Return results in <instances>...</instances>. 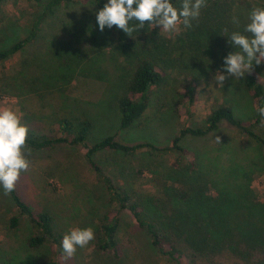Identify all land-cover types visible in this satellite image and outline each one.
Here are the masks:
<instances>
[{
	"label": "rangeland",
	"instance_id": "374dc122",
	"mask_svg": "<svg viewBox=\"0 0 264 264\" xmlns=\"http://www.w3.org/2000/svg\"><path fill=\"white\" fill-rule=\"evenodd\" d=\"M98 11L92 4H71L55 10L32 43L1 62L0 109L11 108L28 129L51 135L58 113L87 117L92 126L86 140L88 146L113 136L124 144L147 142L159 148L169 146L180 127H202L206 115L220 105L231 108L238 119L253 116L255 106L239 79L228 76L224 86L217 87L214 77L218 70L200 69L187 61L186 67L166 69L164 81L152 90L148 109L139 122L120 130L115 99L123 92L129 70L118 48L109 42L106 29L99 30ZM38 13L31 0H6L0 7V49L24 38ZM152 29L158 30L165 41H174L181 34L180 27L175 33H165L158 26ZM65 49L71 53L79 49L84 58L82 65H73L72 71L65 68L64 62L70 60ZM253 67L264 75V69ZM189 77L196 78L197 83L193 85ZM38 79L46 82L33 86L32 82ZM188 85L194 86L190 106L186 96ZM255 130L264 138V126ZM217 136L220 143L215 140ZM180 144L192 158L195 156L196 172L183 170L171 153L153 158L145 151L128 156L102 152L95 156V161L115 176L119 186L143 197L163 198L160 182H165L167 191L186 186L191 197L197 189L204 191L210 201L218 197L219 191L228 189L242 194L249 202L248 208L264 218V152L225 122L204 137L189 136ZM84 152L77 146L30 151V167L21 172L15 186L18 196L34 210L50 212L64 235L74 228L94 230L101 216L114 210L102 183L87 168ZM12 216L19 218L15 228L10 227ZM31 235L27 219L16 212L0 189V264H35L37 258L45 256L46 250L27 247ZM117 238L123 250L122 260L93 252L89 243L77 248L71 264H171L157 254L125 212L120 214Z\"/></svg>",
	"mask_w": 264,
	"mask_h": 264
},
{
	"label": "trees",
	"instance_id": "16d2710c",
	"mask_svg": "<svg viewBox=\"0 0 264 264\" xmlns=\"http://www.w3.org/2000/svg\"><path fill=\"white\" fill-rule=\"evenodd\" d=\"M5 1L0 0V7ZM31 1L36 4L39 13L31 22L24 38L0 49V63L32 43L38 37L42 24L55 14V10L68 8L71 4H92L100 10L107 3V0ZM172 3L179 8L181 0H172ZM206 5L201 9L198 19L192 21L190 29L180 25L181 34L174 41H165L158 30H153L147 23L143 28L132 32L131 36L115 25L112 28L105 27L109 42L118 48V53L122 55V61L126 64L127 71L129 70L123 81V92L115 99L120 130L130 129L139 122L148 109L152 90L164 81L167 68L176 65L186 67L188 61L200 69L224 72L223 58L237 50L229 42V35L234 31L243 33L249 22V13L253 8H264V0H206ZM233 17L238 23H233ZM70 45H73L72 41ZM64 52L70 58L64 62L69 71H72L73 65L75 68L82 65L84 58L79 49H75L73 53L67 49ZM256 66L264 69V64ZM189 79L193 85L197 83L196 78ZM41 82L45 83L46 79ZM41 82L38 79L32 85L39 87L42 86ZM239 84L255 106L251 118L238 119L231 108L220 105L206 115L202 127H180L178 136L163 148L147 142L128 145L113 136L88 146L86 140L91 132V121L87 117H72L65 112L58 113L54 118L52 135L29 129L27 148L30 151L52 150L61 146L81 147L85 151L84 162L87 168L102 183L108 203L114 210L105 212L99 219L94 229L95 239L90 242L93 252L109 255L115 261L122 260L123 250L117 232L120 214L125 212L150 240L157 254L171 264H264V218L261 214L255 215L248 208L249 202L242 194L222 190L215 200L210 201L204 191L197 189L191 197L186 186L178 185L167 191L165 182H160L163 198L143 197L119 186L115 182V176L95 161V156L102 152L128 156L145 151L153 158L171 153L176 156V161L183 170L194 173L197 170L195 156L192 158L180 144L182 139L189 136L204 137L216 131L222 122L264 152V138L255 130L262 126L257 108L264 106V75L253 67L250 74L246 73L239 78ZM186 89L190 106L193 103L194 86L188 85ZM202 185H205L204 181ZM7 197L16 212L30 224L32 235L27 240V247L33 251L46 250L45 256L37 258L35 264H71V257L63 254L64 234L56 225V218L48 211L34 210L18 196L16 188ZM181 202L187 203L181 205ZM249 221L252 223L249 224ZM18 222L17 216L9 219L11 228L17 227Z\"/></svg>",
	"mask_w": 264,
	"mask_h": 264
},
{
	"label": "clouds",
	"instance_id": "9594fccd",
	"mask_svg": "<svg viewBox=\"0 0 264 264\" xmlns=\"http://www.w3.org/2000/svg\"><path fill=\"white\" fill-rule=\"evenodd\" d=\"M206 6V0H181L179 8L173 5L172 0H107L97 12L96 21L100 31L115 25L129 36L143 28L145 23L152 28L158 26L165 33H175L180 25L190 29L192 21L198 19L201 9ZM248 20L243 33L234 31L228 37L237 50L223 58L226 75L219 70L216 72L214 80L217 87L222 88L228 76L239 79L246 73L250 74L254 64H264V8H253ZM233 23H238L235 17ZM257 112L264 126V106H259ZM28 132L27 125L21 123L16 111L0 109V189L4 195L15 189L21 172L30 167ZM215 140L220 143L219 136ZM94 239L91 227L74 228L63 236V254L72 257L78 247L83 248Z\"/></svg>",
	"mask_w": 264,
	"mask_h": 264
}]
</instances>
